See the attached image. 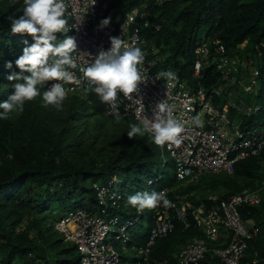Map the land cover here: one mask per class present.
Returning <instances> with one entry per match:
<instances>
[{"label": "built area", "instance_id": "built-area-1", "mask_svg": "<svg viewBox=\"0 0 264 264\" xmlns=\"http://www.w3.org/2000/svg\"><path fill=\"white\" fill-rule=\"evenodd\" d=\"M65 4L64 19L68 20V31L57 34L58 40L69 35L76 39L78 45L72 53L77 67L69 69L73 82L63 85L67 96L85 94L88 81L80 68L92 64L102 50L108 51L112 37L121 38L129 46L139 47L145 56L140 68L148 77L147 81L141 83L138 91L131 97L126 98L118 92L113 104H105V113L112 116L122 114L140 124L138 113L141 118L154 119L156 106L164 102L172 117L184 127L179 146L159 147L163 155L167 152L172 159L177 180L195 178L200 173H232L241 160L264 153V129L250 132L253 123L247 129L242 126L244 115L264 114L263 102L239 99L230 101V107H227L217 99L220 94L215 85H194L180 73H175L176 79L170 83L156 79V74L161 70L156 68L155 54L151 56L149 39L146 32H143L150 25L149 10L144 6L145 2L128 9L123 16L112 5V0H65ZM106 18H110V23L102 27L101 21ZM213 40L217 43V53L208 64L213 63L222 75L229 73V63L238 71L239 65H235L230 59L219 60V57L224 56L226 48L219 39ZM211 52L212 48L207 41L197 42L194 75L202 77V69L206 66V61H209L205 57L208 54L210 56ZM218 53L221 55H217ZM245 65L250 71L247 90L250 93L257 92L260 67L248 63ZM52 83L54 82L49 81L45 85L49 88ZM195 117H199L200 126L194 123ZM93 189L95 204L72 208L53 221L56 230L74 242L79 254L78 264H125V256H138L140 264L262 262L261 255L254 250L253 245L261 226L255 217L245 216L243 210L262 201L263 185L245 187L228 195L208 193L200 199L199 206L192 210L188 200L170 197L171 188L165 186L157 192L164 191L172 206L165 208L161 204L148 213V221L151 218L152 225L144 242L135 238L139 235L138 232L127 233V229L145 214V210L139 212L134 208L136 216L133 218L129 205L126 204V192L121 179L112 175L102 181H95ZM190 215L200 232L181 246L173 261L169 258H153L157 241L167 237L175 229L176 220L183 223V229L189 228ZM116 224L119 225V230L113 229ZM117 245L121 246L122 251ZM129 250L137 252L126 255ZM0 264H6L1 254Z\"/></svg>", "mask_w": 264, "mask_h": 264}, {"label": "trees", "instance_id": "trees-1", "mask_svg": "<svg viewBox=\"0 0 264 264\" xmlns=\"http://www.w3.org/2000/svg\"><path fill=\"white\" fill-rule=\"evenodd\" d=\"M143 2L148 3L147 9L151 13L150 25L143 30L148 39L156 37L160 40L162 36L168 37L171 32H168L166 26L161 24V18L166 16L169 19L171 13H173L171 22L174 26L172 30L177 25H181L179 30L173 32L176 40L171 56L184 59L183 63L178 64L180 75L188 78L194 85L202 83L211 87L216 85L222 76L221 71L213 63L202 69V77L194 75L195 49L198 40L203 36L214 35L230 53L237 49V46L245 39L249 41V49L253 50L258 46L259 50L263 51V56L262 63L257 64L261 72L257 93L258 99L263 98L264 0H112V5L123 16L128 9ZM20 5V2L12 3L10 0H4L0 5V103L6 101L14 92L15 82L9 81L7 77L13 73L12 68L17 67L15 60L23 54V48L26 46L24 41L27 40L29 44L33 42L30 36L11 33L9 17L18 19L23 15ZM8 62L13 64L11 69L6 67ZM160 66L156 64V68L161 71L172 70L162 69ZM25 74L29 75V73ZM47 88L46 85L40 88L41 96L25 103L24 112L17 117L16 121L11 118L0 119V254L6 264H12L19 255L24 258L23 264H78L79 254L75 245L74 248H64L62 256L39 263L41 255L35 242L26 236L23 230L16 231V227L22 220V208L25 206L35 209L51 208L50 212L54 214L58 206L74 208L83 205V199L73 201V198L83 196L82 193L88 189L85 186L86 180L109 178L118 169L125 172L132 169L141 171L155 161V154L159 151L158 146L155 145L156 148L151 149L150 152H145L144 149L139 153L129 150L126 154V162L114 166L108 165L98 169L81 166L76 160L75 142L68 141V137L71 139L77 137L75 132L70 130L68 118L50 106L47 108L42 106V93ZM85 94L95 113H105V103H102L94 92L85 91ZM0 112H3V109H0ZM257 116L260 114L244 115L243 128H249ZM58 126L62 129L57 130ZM9 153L12 157L6 156ZM261 155L241 160L237 163L234 172L241 175H256L262 163ZM168 163L169 161L163 162L154 178L149 177L148 185L163 181V184L158 187L159 190L165 186L170 187L177 180L175 174H172L170 179L167 177ZM121 182L123 183L122 179ZM257 186L258 184L255 183L247 186L241 185L233 192H238L245 187ZM92 190L93 195L89 204L96 203L93 187ZM261 202L245 208L243 210L245 216L255 217L259 212ZM50 203H54V206H50ZM13 216L15 218L12 221L5 222ZM190 219L191 225L187 229H183V223L176 220L175 229L157 242L152 253L153 258L174 260V256L161 251L163 250L161 244L176 232L197 230L192 215ZM149 222L148 228L143 232H138L139 235L135 237L140 242L147 239L152 225L151 218ZM257 223L261 226V231L253 245L257 246L264 255V248L262 250L258 244L260 236L264 237V217L258 216ZM75 249L77 253L74 252ZM124 259L138 261L140 258L129 256ZM262 259L261 264H264V258Z\"/></svg>", "mask_w": 264, "mask_h": 264}, {"label": "rangeland", "instance_id": "rangeland-1", "mask_svg": "<svg viewBox=\"0 0 264 264\" xmlns=\"http://www.w3.org/2000/svg\"><path fill=\"white\" fill-rule=\"evenodd\" d=\"M12 3L20 2L21 9H23V0H10ZM4 0H0V5H2ZM148 3L145 2L144 6L147 8ZM149 10V9H148ZM149 10V16H150ZM171 18L167 19L166 16L161 18V24L166 26L168 32H171L168 37L162 36L161 39H156V37L149 38L148 45L151 50V56L155 54V59L158 65H161L160 68L172 69L174 73H180V68L178 64L183 63L184 59L182 57L174 58L171 56L173 54V45L176 40L175 35H173L174 30H179L181 25H177L174 30L172 28V17L173 13L170 14ZM66 15L63 17L65 18ZM204 34V33H203ZM205 37L204 39H202ZM200 41H207L212 48V52L205 57L208 58L209 61H206V65L213 60V55L217 53L215 51V46L217 43L214 42L213 39H217L214 35L210 34V36H203ZM249 41L247 39L243 40L238 46L237 49L233 50L232 53L225 50V54L221 58L230 59L232 63L235 65H239L238 71H236L232 65L229 63L228 66H231L229 69V73L224 74L219 79L218 83L215 85L219 90L220 94L217 95V99L222 105L230 107V101L244 99L247 101H258L264 103V95L263 98L258 99V91L250 93L247 90V85L250 81V71L248 67H246V63L252 66H258V63H262L263 51L259 50V47L251 50L249 49ZM223 44V43H222ZM239 51V52H237ZM217 55H221L218 53ZM166 60V61H165ZM233 60H236L235 62ZM239 62V63H238ZM249 66V67H252ZM228 68V67H227ZM13 72L19 73V68H12ZM261 74V72H260ZM26 75V74H25ZM15 82V81H14ZM259 86L257 89L259 90ZM47 90V89H45ZM86 98V94L82 95H71L66 97L63 102V106L61 110H57L55 107L50 106L56 112L64 115L68 118L70 130L74 131L76 134V139H71L68 137V141L75 142L76 148V160L81 166L86 168H100L107 167L108 165L114 166L120 164L121 162H126V154L129 150H135L137 153L141 152L143 149L145 152H150L151 149L156 148L155 144L151 141L149 136L145 135L144 137L137 136L134 139H129L127 137V132L130 131V125L137 124L130 117H126L124 115H107L103 113H95L90 107V102ZM20 115V114H19ZM19 115L12 114L10 118L12 120H17ZM62 127L58 126L57 130H61ZM264 129V114H260L257 116L253 125L249 129L250 132L258 131ZM159 151L155 154V161H153L149 166L145 167L141 171L129 170L127 172L118 169L115 174L118 178L122 179L123 187L126 192V204L127 199L131 195H135L137 193L143 192L148 193L157 192L158 187L163 184L160 182H155L152 185H148L149 177L154 178L157 174V170L163 165V162L169 161L167 164V177L174 175V163L170 158L169 154L166 152L165 155ZM6 156L12 157V154L9 153ZM262 163L258 168L256 175H241L237 173H200L195 178H189L186 180H176L170 185L171 192L170 197L188 200L192 209L197 208L199 206V202L201 198H204L208 193H217L219 195H225L231 193L233 191L238 190V188L242 186L258 184V186L263 185L264 190V153L261 155ZM172 164V165H171ZM126 175H128L126 177ZM259 175L261 177H259ZM102 178H98L95 181H102ZM92 179H88L85 181V186L88 188L82 194L83 196L74 197L73 201H77L83 199V205H88L91 200V196L93 195V183L95 182ZM91 188V189H90ZM49 205V204H48ZM50 206H54V203H50ZM82 206V205H79ZM76 206V207H79ZM259 212L256 214L255 219L259 217H264V199L259 205ZM10 207V206H9ZM74 207V208H76ZM51 208L45 209H35L30 206H25L22 208L21 213L22 220L19 223V226L16 227L17 232H25L26 236L32 239L37 245V249L40 252V261H47V259L53 260L60 255L62 256V250L68 247H75L74 242L68 237L62 235L59 231L56 230L53 221L57 218L61 213L67 212L72 209L68 206L60 207L58 206L55 213L50 212ZM128 209L131 210L133 218L135 215V209L129 205ZM151 210H145V214L142 217L138 218V221L131 225L127 229V233L133 234L135 232H143L148 228L150 222L148 221V213ZM254 217V216H253ZM15 216L11 219L5 220L12 221ZM119 225H114L113 229H118ZM119 230V229H118ZM198 230V231H197ZM197 230H186L179 231L167 238L162 242L161 246L166 254L170 256H175L181 246L194 234L199 233V229ZM162 239L158 240L160 242ZM260 248H264V237L260 236L258 241ZM119 250L122 251L121 246L117 245ZM254 250L259 252L262 258H264L261 250L254 246ZM263 250V249H262ZM130 252L126 255H131V252H137L135 250H129ZM76 252V249L74 251ZM263 255V256H262ZM126 257V256H125ZM129 257V256H127ZM23 257L20 255L17 256L12 264H23ZM263 260V259H262ZM48 261V262H49ZM37 263V262H36ZM125 264H140V261H132L125 259Z\"/></svg>", "mask_w": 264, "mask_h": 264}, {"label": "clouds", "instance_id": "clouds-1", "mask_svg": "<svg viewBox=\"0 0 264 264\" xmlns=\"http://www.w3.org/2000/svg\"><path fill=\"white\" fill-rule=\"evenodd\" d=\"M65 12V0H23V15L18 19L9 17L11 33L30 36L33 42L29 44L27 40L24 41L26 46L23 54L15 60L20 71L7 77L9 81H15L14 92L0 103V109H3L0 119L7 120L12 114H22L25 103L41 96L40 88L49 81L54 83L43 91L42 106L62 109L67 96L63 85L73 82L69 69L77 67L72 53L78 47L73 36L65 35L63 40H58L57 34L68 31L67 20L63 18ZM109 23L110 18L103 19L101 26L106 27ZM144 60V53L139 47L129 46L121 38L112 37L108 51L102 50L92 64L80 68L88 81L86 91L94 92L102 103L110 105L115 102L118 92L126 98L131 97L138 91L139 85L148 79L140 68ZM6 67L11 69L12 62H8ZM156 79L170 83L176 79V74L172 70H162L156 74ZM137 118L140 124L130 125V131L127 132L129 139L147 135L161 148L165 145L179 146L181 143L183 124L172 117L164 102L156 106L154 119L141 118L139 113ZM194 123L200 126L199 117L194 118ZM127 203L139 212L154 210L161 204L165 208L172 206L164 191L137 193L129 196Z\"/></svg>", "mask_w": 264, "mask_h": 264}]
</instances>
